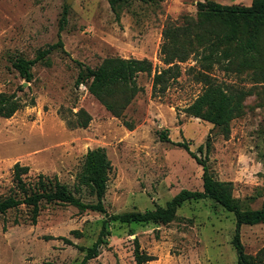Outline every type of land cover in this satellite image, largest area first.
Listing matches in <instances>:
<instances>
[{
  "label": "rangeland",
  "instance_id": "rangeland-1",
  "mask_svg": "<svg viewBox=\"0 0 264 264\" xmlns=\"http://www.w3.org/2000/svg\"><path fill=\"white\" fill-rule=\"evenodd\" d=\"M251 1L129 0L112 10L107 0H0V93L13 94L20 105L11 117L0 118V198L10 193L15 163L29 168L28 179L56 176L73 190L86 151L101 147L111 163L103 197L107 214L163 207L183 189H202V166L176 146L184 142L215 180L232 183V197L242 209H260L264 51L260 59L240 52L252 36L249 21H240L237 34L227 37L219 23L204 22L196 7L197 2L249 6ZM184 29L189 33L184 35ZM169 33L176 37L167 39ZM58 40L62 48L53 46ZM168 44L184 53L177 62L179 77L161 98H152V75L166 67L162 48ZM45 50L31 68L29 83L11 67L14 59L31 60ZM114 57L151 63L150 73L136 76L142 91L123 112L132 129L106 111L84 84L75 85L81 67L95 68ZM209 86L244 93L226 128L184 113ZM162 131L169 142L158 138ZM79 196L95 201L84 188ZM176 217L166 225L108 223L99 255L87 264H135L134 238L155 258L146 264H237L230 212L201 199L184 202ZM104 219L103 213L40 203L32 224L29 208L8 210L0 215V264H79L84 255L79 247L91 246ZM239 235L245 254L264 264V224L243 225Z\"/></svg>",
  "mask_w": 264,
  "mask_h": 264
},
{
  "label": "trees",
  "instance_id": "trees-1",
  "mask_svg": "<svg viewBox=\"0 0 264 264\" xmlns=\"http://www.w3.org/2000/svg\"><path fill=\"white\" fill-rule=\"evenodd\" d=\"M107 1L110 8L115 10L119 3L129 0ZM137 1L142 3H157L162 0ZM196 7L199 17L204 22L215 21L219 23L227 37L232 38L237 34L240 21L245 23L249 21L252 36L240 46V52L242 55L248 54L251 58L260 59L261 53L264 51V0H252L249 6H228L219 3L197 2ZM65 15L66 12L64 10L59 21V31L62 30L65 23ZM183 32L186 35L187 32L189 33V30L184 29ZM175 37V35L169 33L167 39H174ZM171 45L168 44L162 48L163 63L166 67L153 72L151 81L152 98H161L169 86L179 77L177 62L184 60V53L175 44L173 47L174 51H171ZM53 46L62 48V43L58 40ZM47 53L48 50L40 52L31 60L16 58L12 61L11 67L22 80L29 83L32 80L31 68L41 61ZM174 53L180 56L174 57ZM209 56L211 55H206L203 59L209 60ZM174 60H176L175 63ZM247 64V61H242V65ZM260 65L262 66V61H260ZM151 70V63L145 59L105 58L95 68L81 67L77 73L75 85L84 84L86 91L106 111L113 117L122 119V123L126 128L132 129L131 123L123 119V112L132 99L142 91L135 83L136 76L140 73H150ZM243 96L244 93L242 92L228 93L221 87L209 86L191 104L184 108V113L193 117H200L215 127L226 128L233 114L240 108ZM19 108L20 105L13 94L5 95L0 93V118L11 117ZM84 125L82 122L77 123L78 127H84ZM158 138L161 141L169 142L166 133L163 131L159 133ZM176 146L184 149L202 166V189L200 191L183 189L166 202L163 207L156 206L154 209L143 212L132 211L107 214L103 205V197L111 171V163L105 149L97 147L86 151L73 190L67 185L62 184L56 176L50 177L37 174L33 179H28L29 168L15 163L11 169L13 185L9 190L10 193L0 198V215L23 205L30 209L31 222L35 224L39 214L40 203L68 205L75 207L80 212L92 211L103 213L105 219L101 223L96 240L85 249L79 247L80 250H84V255L79 264H87L89 260L99 255L100 248L105 243L104 236L106 235L108 223H154L166 225L177 218L176 211L184 202L210 199L227 212H230L234 217L235 230L231 244L236 252L237 264H260L255 257L245 254L240 241L239 231L243 225L264 224V200L260 209H242L232 197V183L215 180L208 172L205 161L197 158L189 150L186 143H176ZM207 146L206 144V149ZM202 150V145L197 147V152L201 153ZM83 188L87 191L88 195L94 198V202L87 203L81 200L79 194H81ZM132 253L135 264H146L155 259L140 249L136 238L133 239Z\"/></svg>",
  "mask_w": 264,
  "mask_h": 264
}]
</instances>
